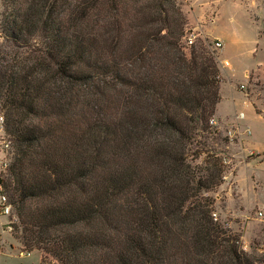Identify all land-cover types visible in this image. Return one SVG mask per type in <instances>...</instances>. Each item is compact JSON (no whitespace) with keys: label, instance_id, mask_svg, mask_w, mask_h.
Wrapping results in <instances>:
<instances>
[{"label":"trees","instance_id":"1","mask_svg":"<svg viewBox=\"0 0 264 264\" xmlns=\"http://www.w3.org/2000/svg\"><path fill=\"white\" fill-rule=\"evenodd\" d=\"M1 3L0 182L23 250L40 264H264L214 215L219 62L202 42L184 51L177 0Z\"/></svg>","mask_w":264,"mask_h":264},{"label":"rangeland","instance_id":"2","mask_svg":"<svg viewBox=\"0 0 264 264\" xmlns=\"http://www.w3.org/2000/svg\"><path fill=\"white\" fill-rule=\"evenodd\" d=\"M177 2L187 18L185 34L195 36L194 44L202 42L213 50L219 62V111L239 123L218 120L215 115L217 124L206 133V148L226 159L222 182L209 192L215 201L214 215L241 235L244 250L260 257L264 254V163L254 149L264 148V0ZM214 36L223 38V48H213ZM2 43L0 33V46ZM189 49L184 51L189 53ZM261 109L263 114L257 113ZM240 112H244L243 117ZM246 127L251 129L250 136L244 131ZM205 158L204 154L192 162L204 165ZM6 174L7 169L0 172V178ZM8 219H13L12 215L0 214V264H40L41 252L27 254L20 240L3 227ZM49 264L54 261L50 259Z\"/></svg>","mask_w":264,"mask_h":264},{"label":"built area","instance_id":"3","mask_svg":"<svg viewBox=\"0 0 264 264\" xmlns=\"http://www.w3.org/2000/svg\"><path fill=\"white\" fill-rule=\"evenodd\" d=\"M195 42V36L193 34H185L182 39V47L186 50L187 47H191V45ZM213 48L218 49L222 47V41L218 38H214ZM241 88H245V84H241ZM237 116V115H236ZM240 117L244 116V112L239 113ZM238 117V116H237ZM211 124L216 125L217 120L215 118H211ZM245 131V130H244ZM245 132H249V128L246 129ZM11 148L12 141L5 129V117L3 113H0V172L4 171L8 168L11 161ZM10 157H9V156ZM0 214L11 216L12 215V206L10 204L9 198L7 194L4 192V187L0 182ZM13 219H8L6 223L3 225L9 232L12 230V223L15 222L16 217L12 215ZM4 230V228H3Z\"/></svg>","mask_w":264,"mask_h":264},{"label":"crops","instance_id":"4","mask_svg":"<svg viewBox=\"0 0 264 264\" xmlns=\"http://www.w3.org/2000/svg\"><path fill=\"white\" fill-rule=\"evenodd\" d=\"M215 38H218V39H220L221 41H222V47L221 48H223V46H225L224 45V41H223V38H221V37H219V36H214ZM245 75H247V73L245 72ZM221 99H222V97H221ZM220 103H221V100H220V102L218 103V105H217V109H216V117H217V119L218 120H222V121H227L228 123H230L231 121H235V120H230L228 117H230V116H228V115H223L220 111H219V105H220ZM254 106V105H253ZM254 108H255V110H257V108L254 106ZM257 113H259V114H263V110L261 109L260 111H258ZM237 117V116H236ZM229 119V120H228ZM238 123V121H235V125ZM239 124V123H238ZM249 128V127H248ZM246 129H247V127L245 128V131H246ZM248 134H249V136L251 135V129L249 128V132H248ZM255 150V152L258 154V153H260V155L259 156H262L263 157V161H262V163H264V154H262L261 155V153H263L264 152V148H260V149H254ZM11 233V232H10ZM12 236V235H11ZM1 241V243H0V252H1V249L3 248V243H2V239L0 240ZM20 245H21V243L20 242H18ZM33 251H35V250H33ZM33 251H31V252H27V254H30V253H33ZM20 253H23L22 251H20ZM39 255H40V253H39Z\"/></svg>","mask_w":264,"mask_h":264}]
</instances>
